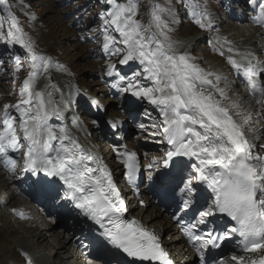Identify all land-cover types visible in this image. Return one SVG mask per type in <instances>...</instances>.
Masks as SVG:
<instances>
[{"label":"snow or ice","instance_id":"6c2138e0","mask_svg":"<svg viewBox=\"0 0 264 264\" xmlns=\"http://www.w3.org/2000/svg\"><path fill=\"white\" fill-rule=\"evenodd\" d=\"M4 2L6 4L7 0ZM138 7V0H128L126 5L117 4L110 14V23L119 32L120 43L126 46V55L120 63L139 61L153 86H139L137 80L135 85L129 83L125 91L136 88L135 95L148 98L159 110L162 120L154 127L172 147L166 153L165 165L174 156L195 158L196 163L192 164V168L196 175L184 185L182 192H191L192 180L195 179L211 189L213 197L208 209L200 213L199 222L203 223L205 217L216 213L226 214L235 222L224 234L209 233L208 238L199 243L197 251L208 246L219 248L217 241L225 240L230 234H237L241 238L245 253L264 251V143L256 151L254 142L264 139V131L246 127L252 113L249 110L234 111L240 109L241 105L238 101L230 100L227 91L217 86L221 79L219 75L191 62L186 54L174 51L167 35L170 29L158 14L157 5H152L147 24L135 19ZM261 8H264V4H261ZM193 15L195 23L201 28L212 27V19L206 13ZM9 17L8 35L27 48L33 61L32 67L37 68V62L45 58L37 55L31 44L25 43L23 37L17 35L22 29L11 11ZM153 26L155 32L152 31ZM114 43V37L105 36V49ZM120 51L117 49L116 53ZM228 51L232 53L233 49L229 48ZM220 54L224 55L223 52ZM227 59L239 74L246 77L255 104L264 111V87L257 80L264 74V67L251 60L245 64L232 55ZM114 67L109 65L110 73ZM47 68L48 65L44 64L45 71ZM35 75V72L30 73L24 80L20 88L21 100L14 106H4L5 111L0 117V124L3 125L0 130V158L14 168L16 161L8 157V150L26 147L25 167L34 173L43 171L59 177L67 186L76 207L101 224L105 237L113 245L132 257L172 264L156 236L138 222L123 219L127 209L108 169L99 165L90 167L88 161H92L93 157L82 155L83 149L66 134L65 129L61 128V135L57 136L48 125L49 118L59 113L46 108L44 92L32 90ZM212 77L217 83L213 82ZM47 95L50 97L51 93ZM12 107L19 113L23 144L15 126L16 118L8 111ZM57 139L60 141L58 146L53 144ZM135 160V153H131L125 161L130 183L135 179ZM184 203L188 205V201ZM189 236L193 240H200L191 231ZM231 261L243 264L244 257L232 256ZM219 264L228 262L221 260ZM251 264H264V255L252 260Z\"/></svg>","mask_w":264,"mask_h":264},{"label":"bare ground","instance_id":"6f19581e","mask_svg":"<svg viewBox=\"0 0 264 264\" xmlns=\"http://www.w3.org/2000/svg\"><path fill=\"white\" fill-rule=\"evenodd\" d=\"M246 1L249 3L251 2V6L245 5L247 12L249 11L248 13L250 14L251 12L255 13L254 17L252 14L251 16L253 18L245 17L246 15L243 14L242 9L239 13L236 11L239 15L235 16V18H237L235 21L236 27L233 28L226 24H220L222 28H219V30L221 31L219 32V35H217V38H220L218 40L224 39L225 43L229 44L230 46H234L232 53H229L228 51V49L231 47H227L225 49V52L226 54H228V56L232 55L235 59L240 58V60H236H243L245 64L248 60H251L254 64H258L260 67H264V40H261L262 37H264V8H261V4H264V0ZM231 10L232 9H230V12L232 13ZM240 13L242 15L241 20H238V18L240 17ZM260 13H262L263 15L259 16ZM256 18H261V20L258 21L256 20ZM199 39V36L196 40H194L193 38L189 39L185 41L184 46L192 48V46L197 44L196 42ZM244 50L246 51L245 53L243 52ZM258 52L259 54H257ZM105 55L107 58L113 57L114 59H118L119 63L124 58L114 52L112 50V47H109L107 49ZM257 55H259L260 57H257ZM208 58L209 56L205 54L204 59L200 60L198 58L199 60H196L194 58L192 62L199 66H202L199 64V62H201L205 65L204 67L206 71L215 72L221 77L218 83L215 81L214 77H212L211 79H213L214 83H217V86L219 88L225 89L227 91L230 100H235L240 103L241 108L234 111L249 110L252 113L249 125L246 126L247 128H259L264 131V111L261 110L259 105L255 104L246 77L239 74L233 67V72L229 75H225V72L228 71V69H230L231 67V65L227 62V59H225V61L223 62L216 60L211 61ZM256 58H258V60ZM128 63L136 64L135 61H129ZM112 65H114L115 67L111 70V73L108 68L109 74L111 76L107 77L106 79H102V84L110 89L108 91L112 94L111 97L115 101L123 99L126 101V104L124 106H121L119 109V111L122 112V114H119L122 116L105 115V121L102 120L100 118V112H102V110L107 111L106 107L104 106V108L100 109L96 105H92V101L84 99V96L77 94L76 91L71 90V81L67 77L66 71L61 70V68L58 66L48 67L47 71H45L44 67L41 68L35 75V77L40 72H44L45 74L42 77L37 76V79H35V87L33 88V91L44 92L46 108L50 111L55 110L59 113L58 115H52L48 120V125L53 129L54 132H56L57 136L61 135V128L65 129L66 134L72 140H74L81 149H83V153L81 154L91 155L93 157L92 161H88V164L89 162H93V165L89 164L90 167L95 168L98 165L103 166L106 167L111 173L113 182L115 183L116 188L119 190L120 197L124 199L125 203H129V214L127 213V217L123 215V219L129 222H138V224L142 226L146 231L156 236L161 248L167 254L168 250H171V254H169V257L175 258V260L178 261V264H197L196 261L198 257L196 255V252L187 243L186 237L182 233H180V226L175 220L171 218V216H168V214L163 211L156 200L157 198L153 194L155 192V184L159 182V176L163 173L169 172L172 164H174L175 162L183 166L182 169L185 171V173L183 172L184 174L182 175L186 176V180H188L190 176L194 177L196 173L192 168V164L196 163V160L195 158L174 156L172 157V159L168 160V164L165 165L164 161L167 159L166 153L172 150V147L167 143L164 135L160 131H158L156 127H154V125L159 124L162 120V117L159 115V110L155 105L149 102L148 98L135 95L134 93L137 90L136 88L125 91V89L128 88L129 83L135 85L137 83V80L139 81V86L142 87H152L153 82L148 80L146 76H143L142 74L139 77L135 76V78H133L134 76H130L128 74V71H125V73L122 75L123 77H125V79L122 80V76L119 78L117 77L116 65ZM120 65L122 64L120 63ZM107 67H109V64L107 65ZM36 70H38V67L35 68V71ZM130 73H133V71L131 70ZM257 80L259 85L261 87H264V74H261L259 77H257ZM67 82L68 84H65L64 86L63 84ZM245 87H247V91H244ZM99 89L104 90V87L101 86L99 87ZM48 93H51L50 97L47 95ZM143 100L145 102H143ZM75 106L81 107V110L75 111ZM138 106H145V111L147 112V114L141 116L139 113H136V108ZM4 111L5 108L0 112V117L3 116ZM8 111L13 117L16 118L15 122H17L18 125L16 126L17 133L22 137V132L19 129V114L16 113V109L14 107L9 108ZM82 111L88 113L90 111L92 112L90 114H93L95 116L94 120L92 119L91 124L88 126L80 123V118L76 117V115L74 114H78ZM130 120H135V122L141 120V123L136 125L137 129L135 130V132L137 131V133L135 134V136H133L131 131L128 130V127L130 126L128 125L130 123ZM56 121L57 123H55ZM106 122H111L113 123V125L108 128ZM2 128L3 125L0 124V130H2ZM93 130H95V132L97 133V138H93ZM140 130H142L143 133H141ZM157 131L160 133H157ZM105 133H107L108 139L100 142V137L104 136ZM127 134H130V138H128L129 140L126 141L125 139H127ZM157 137H159L160 139H157ZM132 138L135 142L138 143V146H133L131 144ZM151 138L153 139L152 145H155L157 142L158 144H160L157 145V147L159 148L153 147L151 145ZM155 140L158 141L155 142ZM254 142L257 145L256 151H259V145L261 143H264V139ZM23 143L25 142L23 141L22 144ZM59 143V139L53 141V144L56 146H58ZM65 143H67V141H65ZM107 145L108 147H106ZM103 146L106 148L103 151L105 155L104 153L103 155L102 153H100L102 152L100 151V147ZM125 147H128L139 155L145 153L146 160L145 162H143V166L145 167L148 174L147 184H144L142 186L136 184L135 187H131V185L129 184V180H127V178L125 177V160L123 158V149ZM24 149L26 150V147H24ZM12 154H18L20 157H24V151H13L12 149H9L8 157L13 156ZM52 155L55 156L56 153L53 152ZM188 170H190L189 174ZM121 171L123 172V175L121 177L122 180L117 183L118 174ZM16 174L19 175L20 172L12 169V167H9L6 164L5 160L3 158H0V190L6 187L10 191V195L8 196H4L5 194L0 193L1 200L5 203V205L10 199L15 198V196L18 195L20 196L22 192L23 195H25L24 191H28V189H25L20 184H18V182H16L13 177L16 176ZM32 175L33 177L37 176L40 179H44L48 184V188H42L43 191L42 193L40 192L43 195L50 192H56L58 186H63L64 184L63 181L59 179V177L50 176L43 171L37 173L32 172ZM18 177L19 178H17V180H22L25 176L21 175ZM197 184L198 180L193 179L190 197H196L198 193L196 191ZM37 188L39 189V191L41 190L40 187ZM136 188H138L140 193H136ZM128 190H130V193L128 192ZM39 191H37V193ZM126 193L129 194L126 195ZM61 200L56 204L54 203V201L47 204H37L33 202L29 206H24L19 200L15 201L12 206L7 209V211L9 210L10 214L17 222H21L19 225V231L23 230V232L25 231L29 233L31 227H36L35 231L33 232L35 233L33 236V233H31L30 236H23L20 234L21 232L19 233V231H14V233L10 234L9 236V238H16L15 242L16 244H18L16 246L23 245V248L18 247L19 249L32 254L30 258L28 257V263L39 264V262H43L45 260L42 257V253L40 251V242H42V245H44V247L48 246L50 248V251H55V257L56 259H59V264H122L121 261L116 257V253L113 249L106 248L107 252H104V254L102 255H98L97 252L94 251L92 245L89 246L88 249H83L82 244L80 246L77 245L79 241L77 242L76 240H80L79 238L84 240L87 237V234H84L85 227L81 223V221L75 219L73 215H70L69 218L67 215H64V205ZM200 201L202 205H198V207L196 208L199 210V214L203 212L201 210L203 204H208V201ZM58 203H61L60 207L57 206ZM71 203L73 204V200H71ZM141 203H143V205H141ZM173 206L174 209L177 210V212H181L180 210H178L177 205H171V207ZM68 207H70V205ZM52 209H54L55 214L62 215L63 219H57L56 216L51 213ZM73 209L74 208L72 207V210ZM45 211L50 213L51 217L47 218L45 215H43V212ZM130 211L132 212L130 213ZM6 217L10 218L9 215H6ZM87 217L88 215L84 216V218ZM72 218L76 221H74ZM50 219H52L54 222H51ZM204 219H206V217ZM66 220L69 223L66 222ZM13 221V219L6 221V227L10 228L13 225ZM56 224L57 226L61 225L66 231H64V229L60 227H58L59 229H55ZM25 227H28L29 230H24ZM78 228H80V230H78ZM56 230L57 234L54 233L56 232ZM68 231L74 232L75 239L71 237L70 232ZM166 232L168 233V235L176 233L173 235V237H171L173 240L172 245L170 244V241L172 240H168V238L164 236ZM51 239H53V241H51ZM16 246L10 248L8 253L10 254ZM102 246H104V244H102ZM19 249L18 253L20 252ZM240 249L241 247L235 246L226 256V260H228L230 264H236V262L231 261L232 256H243V264H249L252 260H255L261 255H264V251L245 255L240 252ZM32 250L37 253H32ZM88 250H91L90 254H87ZM7 260L12 261V259L9 257ZM6 264L11 263L7 261Z\"/></svg>","mask_w":264,"mask_h":264},{"label":"rangeland","instance_id":"374dc122","mask_svg":"<svg viewBox=\"0 0 264 264\" xmlns=\"http://www.w3.org/2000/svg\"><path fill=\"white\" fill-rule=\"evenodd\" d=\"M127 3L128 0H123L121 2L117 0H106L105 2H103V0H7L5 4L4 0H0V112L4 110L5 105L14 106L21 100L20 88L23 86L24 80L29 77L30 73L35 72L37 74L39 70L44 67V64H47L48 67L58 66L61 70L66 71V75L71 81V90L84 96V99L92 101V105H96L100 109L104 108V106L106 107L107 111L102 110V112H100V118L102 120L105 121V115L122 116L120 115L122 112L119 111V109L126 104V101L124 99L115 101L111 97L112 94L108 91L110 89L102 84V79L111 76L107 65H116L118 78L121 77L125 71H128L130 76L139 77L142 74L147 77L139 61H135L136 64L127 63L120 65L118 59H114L113 57L107 58L105 55L107 51L104 47L105 36L115 38V43L109 44V47H112L114 52H116L117 49H121L118 54L121 57L126 55V51H124L126 46L120 43V34L116 31L115 25L110 23V14L115 10L117 4L126 5ZM138 4L139 7L135 19L139 20L142 24H147L149 22V13L152 5L155 4L158 6V14L166 22L168 29H170L167 31V35L173 44L174 51L178 54H186L191 59V62L194 58L196 60L204 59L205 54L209 56L208 59L211 61L216 60L224 62L225 59L228 58L225 49L227 47L234 49V46L225 43L224 39L218 40L220 38H217V35H219L221 31L219 28H222L220 24H226L235 28V21L237 19L235 16H239L237 12H241V9L247 18L252 17L251 14L253 17L255 15L253 12H251V14L248 13L249 11L247 12L245 5L251 6V2L249 3L246 0H138ZM160 9H163V11H160ZM230 9H232V13ZM9 11L17 18L18 26L22 29V32L17 33V35H21L25 43L31 44L37 55L45 58L37 62L39 66L36 71L32 67L33 61L30 58V53L27 48L8 35L10 26ZM193 13H206L212 19V27L201 28L195 23ZM241 16L240 13L238 20H241ZM105 21H109V23ZM152 31H156L154 26ZM198 36L200 39L197 40V44L192 46V48L184 46L185 41L192 38L196 40ZM261 40H264V37H262ZM221 52H223L224 55H221ZM243 52L245 53L246 51L244 50ZM257 54H259V52ZM257 57L260 56L257 55ZM17 58H19V60H17ZM256 59L258 60V58ZM238 60H240V58ZM199 64L202 65L200 67L205 69L204 64L201 62H199ZM232 69L231 66L230 69L225 72V75L231 74L233 72ZM131 70L133 73H130ZM44 74V72H40L37 76L42 77ZM37 76L35 79H37ZM65 84L67 85L68 82L63 85L65 86ZM101 86L104 87V90L99 89ZM246 89L247 87L244 88V90ZM24 98L27 97L25 96ZM143 102L145 101L143 100ZM78 110H81V107L75 106V111ZM145 110V106H138L136 108V113L142 116L147 114ZM16 113L18 112L16 111ZM90 113L92 112L89 111L88 113L82 111L78 114H74L76 117L80 118V123L88 126L91 124V120L95 118V116ZM55 123H57V121ZM140 123L141 120L138 122L130 120L128 130L131 131L133 136L137 133V131L135 132L137 129L136 125ZM106 124L108 128L113 125L111 122H106ZM15 126H18L17 122H15ZM93 131V138H97V133L95 130ZM140 132L143 133L142 130H140ZM157 133L160 132L157 131ZM127 135L126 141L130 138V134ZM107 137V133H105L104 136L100 137V142L105 139L107 140ZM157 139L160 138L157 137ZM22 140L21 137V142H23ZM152 140L151 138V145ZM156 141L158 140H155V142ZM131 144L133 146H138V143L135 142L133 138ZM157 145L160 144L156 142V144L152 146L159 148ZM106 147H108V145ZM104 149H106L104 146L100 147V151H102L100 153H102V155ZM138 156H140V161L144 170L142 181L140 182L141 185H144L147 184L148 180V174L143 166L146 156L145 153L138 154ZM14 160L16 161L14 169L20 172V174L32 172L25 167L19 155L14 156ZM122 175L123 172H119L117 183L122 180ZM129 191L130 190H128V192ZM0 193L5 194L4 196L10 195V191L6 187L0 190ZM129 193H126V195ZM20 198L19 195L15 196V198L10 199L5 205L0 197V264H6L7 261L11 264H30L28 263V257L30 258L32 254L19 249L18 247H22L23 245L16 246L18 245L15 242L16 238H9L10 234H13L14 231L18 232L20 230L19 225L21 222H17L7 209L10 208L15 201H19ZM131 212L132 211H130V213ZM6 215H9L10 218H7ZM43 215L47 218L51 217L50 213H43ZM11 219L16 222L13 221V225L7 228L5 222ZM50 221L54 222L52 219H50ZM28 227H25L24 230H29ZM58 227L62 228V226H57L56 224L55 229H59ZM35 229L36 227H31L29 233L23 232V230L19 231V233L21 232L20 234L23 236H30ZM54 233L57 234V230ZM34 234L35 233H33L32 236ZM174 234L176 233L168 235L166 232L164 236L167 237L168 240H172L171 237H173ZM70 235L74 239L71 232ZM51 241H53V239H51ZM170 244H173V240L170 241ZM14 246L16 247L9 254L8 251ZM40 248L41 255L45 260L43 262L38 261L39 264H59V259H56L54 250L50 251V248L48 246L44 247L42 242H40ZM18 249L20 250L19 253ZM32 253L37 252L32 250ZM169 254H171V250H168V257ZM8 257L15 263L11 260H7ZM172 260L175 264H178L175 258H172Z\"/></svg>","mask_w":264,"mask_h":264},{"label":"trees","instance_id":"16d2710c","mask_svg":"<svg viewBox=\"0 0 264 264\" xmlns=\"http://www.w3.org/2000/svg\"><path fill=\"white\" fill-rule=\"evenodd\" d=\"M106 0H103V2H105ZM117 1H119V2H121V1H123V0H117ZM108 7V6H107Z\"/></svg>","mask_w":264,"mask_h":264}]
</instances>
